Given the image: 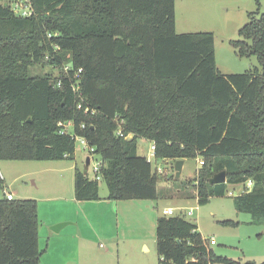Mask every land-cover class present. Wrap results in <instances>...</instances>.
<instances>
[{
	"label": "trees",
	"instance_id": "1",
	"mask_svg": "<svg viewBox=\"0 0 264 264\" xmlns=\"http://www.w3.org/2000/svg\"><path fill=\"white\" fill-rule=\"evenodd\" d=\"M23 2L0 0V162H73L74 136L82 137L105 165L99 181L108 200H156L160 173L137 153V140L144 139L154 144L156 160L203 162L187 183L196 187L199 205L241 184L236 211L264 225L259 8L230 45L240 58L255 57L260 68L224 75L212 33H176L175 0H29V17L13 10ZM36 65L57 74L32 75ZM67 122L72 128L60 134L59 123ZM221 171L226 182L211 185ZM99 181L75 166V200H99ZM39 226L36 200L3 195L0 264H40ZM214 245L183 215L157 220L158 264H258L217 256Z\"/></svg>",
	"mask_w": 264,
	"mask_h": 264
},
{
	"label": "rangeland",
	"instance_id": "2",
	"mask_svg": "<svg viewBox=\"0 0 264 264\" xmlns=\"http://www.w3.org/2000/svg\"><path fill=\"white\" fill-rule=\"evenodd\" d=\"M257 5L255 0H175V16H176V33H212L214 35V49L215 61L217 69L224 75L243 74L246 71L256 67L260 68L258 61L255 57L240 58L235 54L234 49L231 47V41L239 40L238 31L248 23V14L255 13L259 8V13H264V0H258ZM57 74V71H50L48 67L36 65L31 67L30 73L32 75H43L44 73ZM70 130V127L67 128ZM151 142L138 139L137 140V153L139 156L145 157L152 166V171L161 169L162 173L159 174L158 189L160 196L156 200H150L154 206V210L161 212L162 209L170 207L174 209V216L183 215L184 219L197 226V231L206 240H214L215 245L210 246L215 255L244 263L252 261L255 263H264V225H253L250 223L251 217L245 213H238L234 207L233 198L241 194L243 185L228 186L227 193L223 197H211L207 204L199 205L196 195V187L189 186L187 183L197 176V171L200 168L199 158L184 160L182 172L179 180L175 178V163L171 160H156L150 157ZM87 152L83 147L76 142L75 147V160L64 161L61 163L64 167L77 164L79 170L87 172L90 179L94 178L91 166L85 168ZM3 172L6 174V183L3 189H0V198L3 197L7 191H12L15 199H32L34 200L38 194L37 188L32 185L34 180L39 181V175L33 169H28V164H37L35 161H1ZM10 164H17L16 167H11ZM59 165V166H61ZM40 166H46L44 164ZM58 166V165H57ZM62 166V167H63ZM88 166V165H87ZM59 170V169H58ZM54 172L53 177L59 178L63 173ZM45 174V173H43ZM47 180L49 181L48 177ZM99 193L102 195L107 194V188L104 182L99 181ZM64 187H73L71 183L64 179ZM68 185V186H67ZM247 186V184H246ZM9 188V189H8ZM24 191V196H17V190ZM59 193V195H71L66 188ZM41 195L42 192H38ZM37 197H40V196ZM40 199V198H39ZM42 205V204H41ZM57 209H63L64 213L73 214V207L68 204H57ZM59 206L61 208H59ZM94 208V207H93ZM91 208V209H93ZM101 207L102 215L107 214L108 210H103ZM193 210V215L188 216L186 213ZM61 211V210H60ZM88 208H83L85 214ZM62 212V211H61ZM146 211L141 209L137 214L131 212L132 223L134 224L139 219H143ZM109 214V212H108ZM114 214V213H113ZM84 215V213H83ZM58 220V219H57ZM97 219L92 218L93 234L88 233V230L83 234L95 237L88 245L89 252L86 256L82 257L81 248H74V243L70 238H62L59 241H51L49 252L55 251L59 254L68 256L73 255L79 257L81 264L91 254L95 259L90 258V264H94L97 256L101 253L112 249L114 256L111 258V264H135V260L124 257L123 254L115 252V247L111 243L112 231L110 228L100 227L101 221L98 223ZM231 220L237 222V226H224L220 224L221 221ZM70 222H59L57 224H66ZM47 226L51 230L52 226ZM67 228V227H65ZM99 228V230H98ZM154 235H156L157 228L154 226L150 228ZM99 231L98 234L96 231ZM90 231V230H89ZM132 231H135L132 228ZM131 231V232H132ZM58 233V232H54ZM118 233V230H117ZM123 233V229H120ZM43 234H41L42 237ZM115 235V233H114ZM258 235H261L259 237ZM41 240H43L41 238ZM40 240V250H45L46 243ZM151 244V242H150ZM152 246V244L150 245ZM83 249V248H82ZM122 252V251H121ZM98 254V255H97ZM44 255V253H43ZM42 255V256H43ZM142 258V264H158V256L156 248H151L150 253L144 252L139 254ZM40 258V264H47V256ZM76 256L70 259H76ZM223 264V263H213Z\"/></svg>",
	"mask_w": 264,
	"mask_h": 264
},
{
	"label": "crops",
	"instance_id": "3",
	"mask_svg": "<svg viewBox=\"0 0 264 264\" xmlns=\"http://www.w3.org/2000/svg\"><path fill=\"white\" fill-rule=\"evenodd\" d=\"M61 163H64V161L37 162L35 165L28 164V169L30 167V169H33L40 177L39 181L34 180L32 185L37 188L36 193L38 195L39 191L42 193L39 195L40 197H37V195L36 197L32 198H35L34 200H36L38 203V218L40 222L39 248L41 238L43 239L41 240L42 242H48L45 245V252L42 256V258L44 256L48 257V261H46V263L81 264L79 257L75 254L74 256H76V259L68 260L70 257L74 256H65L55 251L49 252L50 244L53 239L54 241H59L62 238L65 239L68 237L74 243V248H81L82 257L86 256V253L89 252L88 245L95 238L88 235V233L93 234L91 229L93 228L92 218L94 217V219H97L96 221L98 223L100 221L104 223L101 224L100 227L104 225V228L108 227L112 231L111 243L116 248L115 252L118 251V253L123 254L124 257H129L130 260L134 259L135 264H142V257L139 254L144 252L150 253L151 248H156V235H154L150 228L154 226L157 228L158 218L164 215L163 211L170 207L164 208L161 210V212H158L154 210V206L150 200L111 201L107 199L108 193L105 195L99 193L100 199L97 201H76L74 197V169L75 166H78L75 163L74 165L64 167L61 165ZM42 164L46 166H40ZM10 165L11 167H18L17 164ZM87 167L88 166L86 164L85 168L87 169ZM3 169L4 168L2 164H0V175L4 179V183H6V174H4ZM58 169L61 170V173H63V176L59 177L62 178V180L53 177L54 172H60ZM47 177L49 181L47 180ZM64 179H67V181L70 183L72 180L73 187L69 186V189L68 187H64ZM64 188L71 192V195H59L62 190H65ZM16 190L17 196H24V191H19L18 189ZM7 192L13 194L12 191ZM57 204H64L65 206L70 204L73 207V214L69 215L64 213L63 209H57ZM101 207L105 208L103 209L105 211L109 209V214L107 212V214L102 215ZM59 208L61 207L59 206ZM83 208H88L89 211L85 214V212H83ZM141 209L147 212L145 217L143 219H139L133 224L131 212H135L137 214L139 211H141ZM67 221L70 223H66V225H64L58 233H54L47 228V226ZM121 228L123 229L122 234L120 233ZM132 228H134L135 231H132ZM82 230H88V233L83 234L84 231ZM98 230L96 231L97 234L99 232ZM41 234H43L42 237ZM150 242L152 246H150ZM112 249H108V251L101 253L100 256H97V260L94 264H111L110 260L114 256V251H112ZM90 258L95 259L94 256L89 254L87 259L83 261L82 264H90Z\"/></svg>",
	"mask_w": 264,
	"mask_h": 264
},
{
	"label": "built area",
	"instance_id": "4",
	"mask_svg": "<svg viewBox=\"0 0 264 264\" xmlns=\"http://www.w3.org/2000/svg\"><path fill=\"white\" fill-rule=\"evenodd\" d=\"M13 10L15 11L16 14H19L22 17H29L33 13L32 8L29 4V0H24L23 3L13 4ZM65 71H67V68H65ZM72 88L74 91H76L78 89V87L75 85H73ZM78 108H80V105L78 106ZM86 111H88V110H86ZM59 126L63 128L60 131V134H65L68 132L67 128H69V127H70V129L72 128V123L71 122L59 123ZM82 128H83V126H82ZM117 135H122L120 130L117 131ZM74 137H75L76 142H78L83 147V150H85L88 154L86 161L88 160V167L91 166L92 172L94 174V178L98 181L101 180V171L105 166L104 163L101 161V159L98 156L95 155V149L93 147H90L84 138L76 137V136H74ZM130 137L131 136H128V138H130ZM154 154H155V146L153 143H151L149 155H150V157H154ZM199 164L202 165L203 162L199 161ZM156 171L160 174L162 173L161 169H156ZM251 184H252L251 181L247 182L248 187H250ZM5 197L8 200L14 199L13 194L10 192H5ZM163 214L167 215V216H174V209L168 208V209L163 211ZM186 214L188 216L193 215V210L192 209L189 210ZM210 244L211 245L215 244L214 240H210Z\"/></svg>",
	"mask_w": 264,
	"mask_h": 264
},
{
	"label": "water",
	"instance_id": "5",
	"mask_svg": "<svg viewBox=\"0 0 264 264\" xmlns=\"http://www.w3.org/2000/svg\"><path fill=\"white\" fill-rule=\"evenodd\" d=\"M4 6H7V4H4ZM86 164L88 165V160L86 161ZM182 167H183V160H178L175 162V178L178 180L180 178L181 175V171H182ZM226 182V173L225 171H221L219 173L214 174L211 179L209 180V183L211 185H219V184H224ZM66 224H56L55 226L51 227V231L53 232H59V230Z\"/></svg>",
	"mask_w": 264,
	"mask_h": 264
}]
</instances>
